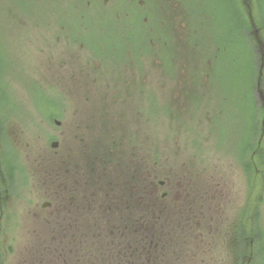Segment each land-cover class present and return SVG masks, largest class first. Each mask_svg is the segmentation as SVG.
Segmentation results:
<instances>
[{
    "label": "rangeland",
    "instance_id": "obj_1",
    "mask_svg": "<svg viewBox=\"0 0 264 264\" xmlns=\"http://www.w3.org/2000/svg\"><path fill=\"white\" fill-rule=\"evenodd\" d=\"M81 1L0 0V159L13 167L0 194V264H28L33 243L52 232L40 228L57 220L61 174L94 179L101 207L103 181L117 187V167L129 168L109 161L129 131L132 143L142 142L145 190L181 197L172 205L181 211H145L157 240H190L191 248L177 249L195 264L251 253L250 264H264L259 191L253 249L246 239L255 174L248 162L263 105L254 78L264 48L254 46L245 7L264 46V0H91L99 15ZM118 42L119 52L111 50ZM261 82L264 94V64ZM260 147L255 164L264 175V139ZM83 195L76 191L81 207ZM173 247L155 250L169 258Z\"/></svg>",
    "mask_w": 264,
    "mask_h": 264
},
{
    "label": "flooded vegetation",
    "instance_id": "obj_2",
    "mask_svg": "<svg viewBox=\"0 0 264 264\" xmlns=\"http://www.w3.org/2000/svg\"><path fill=\"white\" fill-rule=\"evenodd\" d=\"M258 97L263 103L260 108L263 110L262 115L264 116V94L260 91ZM255 128L256 126L253 130ZM258 129L261 134L258 137L257 145L255 144L252 148L248 162L249 166L252 165L255 173L246 207L251 225H249L248 238H246L248 241L245 240L251 249L257 240L255 214L261 205L256 197L257 191L263 193L261 202L264 201V175L257 174L260 169H257V164H255L257 163L256 157L261 155L258 153L262 149L260 145L264 139V120L261 121ZM131 134L132 132L129 131V138H125L126 134H123L124 141L121 143V151L115 152L109 159L110 162L116 161L118 164L124 162L125 166L128 165L129 168L122 173L121 168L117 167L116 176L113 178L117 187H111L107 180L103 181L102 187L99 189L105 195L101 196L100 200L105 199L104 203L106 204L102 203L101 207H95L96 185L94 186V179L88 176L89 178L84 180H68L61 174L62 177H59L56 183L57 190H59L57 195L60 198L59 207L55 211L57 220L42 225L40 228V230L48 229L52 232L47 234V238L33 243L34 250L25 259L28 264H49L54 261V258V264H77L80 262L85 264H195L189 251L177 249L181 247L177 243L185 245L187 241L180 238L167 241V243L165 240H157L158 232L155 224L148 223L150 222L149 218L144 217L145 211L148 212L151 209L155 213L154 209L158 211L160 206H163L161 209H169V212L181 211V207H172L175 201L180 200L181 197L177 195L179 193H171L166 190L159 194H155L156 191L145 190L142 159L140 158L142 157V142L141 144L132 143ZM135 143L136 145L133 147L132 145ZM131 150L133 153H130ZM61 173H63V169ZM257 180L260 183L258 187ZM147 183H152V188L155 187L154 180H148ZM164 183V180L159 181L160 185ZM2 186L3 190L0 194L7 195L8 190L4 181ZM76 191L85 194L82 197L86 199L87 206L81 207L76 204ZM252 193L253 195H251ZM151 194L154 195L152 200L146 202L145 198H150L151 196L148 195ZM222 198L225 199L224 196ZM51 205L52 201H45L41 206L44 209H50ZM177 223L180 225V220ZM151 228L153 229L149 236H144V230ZM171 242L172 244H169ZM160 245L161 247L174 246L169 258L167 256L160 257L159 250H155V246L159 247ZM186 245L191 248V241L188 240ZM239 259L240 256L236 255L235 260L227 264H250L253 262V255L251 253V256H242ZM197 264L207 263L205 260H198Z\"/></svg>",
    "mask_w": 264,
    "mask_h": 264
},
{
    "label": "trees",
    "instance_id": "obj_3",
    "mask_svg": "<svg viewBox=\"0 0 264 264\" xmlns=\"http://www.w3.org/2000/svg\"><path fill=\"white\" fill-rule=\"evenodd\" d=\"M241 1L243 2L244 0H241ZM97 2L98 1H94L93 5H91V0H83V2L81 1V3H80V7L83 10L85 9V11L88 10V9H90L91 11L95 10L96 14L99 15L98 11H97V8H98L97 7ZM88 3H90V6H88ZM246 5H247V3H246ZM250 6L251 5L245 6L249 10V15H250V9H249ZM91 11H89L87 15H85V12H84L83 16L91 15ZM119 16L122 17V13L121 14L119 13ZM253 20H254L253 18H252L251 21L249 20V18L247 20L248 21L247 30H248V32H250V34H251L252 31H254V27H257V23L254 22ZM257 29H259V28L257 27ZM252 35L253 34H251V37H252ZM252 38L254 39V46L256 45L257 48H258L257 38L256 37H252ZM258 38H259V36H258ZM112 45H114V46H113V48L111 46V50L115 49V51L119 52V49H121V42L112 43ZM108 48H110V47H107V52H110L109 54H111V52H113V51H110ZM12 168L13 167H12L11 163L5 162L4 160L0 159V192L3 189V186H2L3 185V181L5 183L6 189L9 190V187H10L11 181H12ZM256 226L258 227L257 223H256Z\"/></svg>",
    "mask_w": 264,
    "mask_h": 264
},
{
    "label": "water",
    "instance_id": "obj_4",
    "mask_svg": "<svg viewBox=\"0 0 264 264\" xmlns=\"http://www.w3.org/2000/svg\"><path fill=\"white\" fill-rule=\"evenodd\" d=\"M263 66V62L261 63V67ZM55 123L58 125L60 122L58 120H55ZM58 145V141L54 140L51 142V147L55 148Z\"/></svg>",
    "mask_w": 264,
    "mask_h": 264
}]
</instances>
